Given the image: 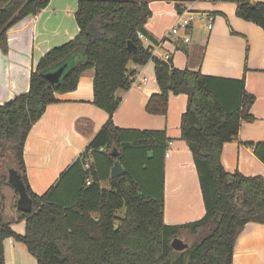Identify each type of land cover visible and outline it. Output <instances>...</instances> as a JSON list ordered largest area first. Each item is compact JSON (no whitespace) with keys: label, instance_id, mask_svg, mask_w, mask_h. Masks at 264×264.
<instances>
[{"label":"trees","instance_id":"1","mask_svg":"<svg viewBox=\"0 0 264 264\" xmlns=\"http://www.w3.org/2000/svg\"><path fill=\"white\" fill-rule=\"evenodd\" d=\"M225 1L235 5L237 18L264 31V2ZM48 3L0 0L2 52L8 49L7 32ZM148 3L78 0L77 35L39 59L27 92L0 105V264H5L6 238L22 243L36 264H232L244 227L264 225V178L228 172L221 162L224 145L236 140L242 122L253 120L255 96L245 90L244 78L207 76L154 57L139 38L151 17ZM128 43L134 51L128 50ZM149 61L154 63L159 93L148 99L147 114L165 116L169 95L187 97L180 139L191 153L205 209L194 222L170 226L163 220V159L170 142L165 131L121 129L112 121L121 101L116 94L132 84L128 64L142 67ZM63 65L62 77L52 86L44 75ZM89 69L94 71L92 104L108 119L56 183L37 196L26 176L27 136L46 108L58 102L56 96L74 91ZM246 145L264 164V143ZM114 150L116 157L111 156ZM116 162L124 172L110 177ZM133 168L144 176L145 186ZM9 169L21 176L32 202L29 213L16 207L18 195L8 184ZM121 209L123 218L116 215ZM22 220L25 231L20 235L11 224ZM183 233L198 240L177 252L171 242Z\"/></svg>","mask_w":264,"mask_h":264},{"label":"crops","instance_id":"2","mask_svg":"<svg viewBox=\"0 0 264 264\" xmlns=\"http://www.w3.org/2000/svg\"><path fill=\"white\" fill-rule=\"evenodd\" d=\"M253 1V0H251ZM254 2V1H253ZM78 0H49L37 15L28 16L7 32V52L0 50V105L29 89L30 73L49 50L72 40L78 33L75 21ZM151 17L144 26L143 45L152 55L170 60L177 69L238 80L255 96L250 108L253 120L242 122L236 140L224 145L221 162L228 172L262 176L264 164L246 143H264V31L235 15V5L225 0H149ZM213 13L208 31L204 23L191 25L176 41L169 32L181 8ZM132 84L116 95L121 99L112 116L121 129L165 131L170 139L163 159L164 223L170 226L201 219L205 214L198 175L187 144L180 139V120L186 109L185 95H169L165 116L147 114L148 99L159 93L154 63L128 68ZM94 71L82 73L77 88L56 96L31 128L24 144V164L30 188L43 195L86 149L108 115L93 104ZM11 228L24 234L25 222ZM5 264H36L26 247L14 240L3 241ZM232 264H264V225L249 223L236 239Z\"/></svg>","mask_w":264,"mask_h":264},{"label":"water","instance_id":"3","mask_svg":"<svg viewBox=\"0 0 264 264\" xmlns=\"http://www.w3.org/2000/svg\"><path fill=\"white\" fill-rule=\"evenodd\" d=\"M129 51H134V47L132 46L131 43H128L127 46ZM65 65L57 68L55 71L49 72L44 75V78L53 86L57 84L62 77L64 70H65ZM111 156L116 157L117 156V151H113L111 153ZM124 169L121 166L120 163L116 162L112 166L110 170V177H116L121 174H123ZM8 184L14 189V191L18 195V199L16 202V207L17 209L22 212V213H29L32 209V202L31 199L28 197L26 193V189L24 186V183L21 179V176L18 174V172L14 169H9L8 170ZM171 247L173 250L177 252H181L185 249L188 248V245L183 243L180 238H174L171 242Z\"/></svg>","mask_w":264,"mask_h":264},{"label":"built area","instance_id":"4","mask_svg":"<svg viewBox=\"0 0 264 264\" xmlns=\"http://www.w3.org/2000/svg\"><path fill=\"white\" fill-rule=\"evenodd\" d=\"M195 22L204 23L206 26V29L208 31L212 30L213 23H214V16L211 13H200V12H194L190 11L188 8L183 7L180 10V13H178V20L176 21V24L171 28L168 36L169 39L172 41H176L175 37L178 34L183 33L184 39L183 42H188L189 37L187 35V32L189 31L192 24ZM139 38L142 40L144 39V36L142 34H139ZM86 184H89L87 181Z\"/></svg>","mask_w":264,"mask_h":264},{"label":"rangeland","instance_id":"5","mask_svg":"<svg viewBox=\"0 0 264 264\" xmlns=\"http://www.w3.org/2000/svg\"><path fill=\"white\" fill-rule=\"evenodd\" d=\"M253 1H254V2H264V0H253ZM195 24H196V25H199L200 22H197V23H195ZM70 61H74V60L71 58ZM134 66H135V65H134L133 63H129L127 67H128V68H131V67H134ZM133 170L136 171V174H137L138 177H139V181H140L141 185H144V186H145V185H146V180H145L144 176H142V174L138 172V169H137V168H136V169L133 168ZM155 180H156V182H158V180H159V175H158V174L156 175ZM151 189H152V188H151ZM116 215H117V217H119V218H123L124 215H125V210H124V209L119 210V211L116 213ZM179 238L182 240L183 243L187 244L188 246H192L193 243H194L195 241L198 240L196 237H193V236H191V235H189V234H186V233H183Z\"/></svg>","mask_w":264,"mask_h":264}]
</instances>
